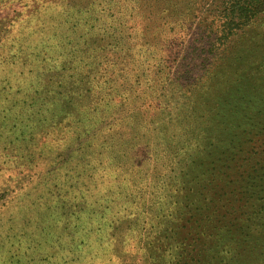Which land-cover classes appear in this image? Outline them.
Listing matches in <instances>:
<instances>
[{"label": "rangeland", "instance_id": "374dc122", "mask_svg": "<svg viewBox=\"0 0 264 264\" xmlns=\"http://www.w3.org/2000/svg\"><path fill=\"white\" fill-rule=\"evenodd\" d=\"M0 0V264H264V10Z\"/></svg>", "mask_w": 264, "mask_h": 264}, {"label": "trees", "instance_id": "16d2710c", "mask_svg": "<svg viewBox=\"0 0 264 264\" xmlns=\"http://www.w3.org/2000/svg\"><path fill=\"white\" fill-rule=\"evenodd\" d=\"M264 10V0H249L240 9L235 10L239 22L246 20L249 16L257 15Z\"/></svg>", "mask_w": 264, "mask_h": 264}]
</instances>
